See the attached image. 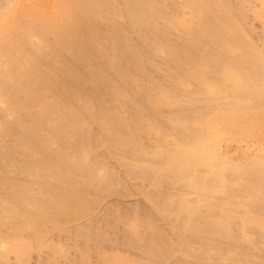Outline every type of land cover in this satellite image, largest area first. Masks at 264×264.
Segmentation results:
<instances>
[{
	"label": "bare ground",
	"instance_id": "6f19581e",
	"mask_svg": "<svg viewBox=\"0 0 264 264\" xmlns=\"http://www.w3.org/2000/svg\"><path fill=\"white\" fill-rule=\"evenodd\" d=\"M100 146L147 183L106 228L74 224L125 186ZM61 236L78 264H264V0H0V264Z\"/></svg>",
	"mask_w": 264,
	"mask_h": 264
},
{
	"label": "rangeland",
	"instance_id": "374dc122",
	"mask_svg": "<svg viewBox=\"0 0 264 264\" xmlns=\"http://www.w3.org/2000/svg\"><path fill=\"white\" fill-rule=\"evenodd\" d=\"M248 19H249V21H250V19H251V13H249L248 12ZM252 20V19H251ZM257 24V21L256 22H253V24ZM254 25V26H256V28H257V30H260V27H258V26H260V25ZM256 28H255V30H256ZM256 33V35L257 34H259V31H255ZM255 35V36H256ZM101 147V146H100ZM97 152H98V156H99V158L101 159V160H103V162H105L106 163V165L108 166V167H110V169L112 168L113 169V171L116 173V175H120V177H122V179H123V181H124V185L125 186H122V187H120V191L119 192H117V193H114V192H110V193H108V194H106V196H103L101 199H100V201H99V203H98V207L95 209V210H93V211H91L92 212V214L90 215H88L87 216V218H89V219H84V217H83V219L85 220H83L82 218H80V220H77V221H74V224L76 223V222H78V223H81L82 221H83V223L84 222H86L87 220H91L90 219V217H93L92 219L94 220V221H92L93 223H95L94 224V226L95 227H97L96 225H98V226H102L103 224H105V222H106V218L107 217H109V218H112V217H116V214H120L118 211H116L114 208V206H116L117 205V207H118V205H119V209H121V211L124 213V211L127 209V207L128 208H132V207H135V206H133V205H136L137 207H138V205H140L142 208L143 207H147L148 206V204H147V202H146V199L144 198V195L143 194H141V193H139V191H137L138 189H137V187H139L140 185H144V187H145V185L147 184V183H145V181H143V183L141 184V182L139 181V180H134V179H130L127 175H125V173H124V169L122 168V167H120L117 163H116V160L115 159H113V158H111L110 156H108L107 155V152H106V150H105V148L103 147H101V148H97ZM142 187V186H141ZM150 187L147 185V187L145 188V191H147V189H149ZM102 200V201H101ZM139 206V207H140ZM121 207V208H120ZM125 207V209H123ZM113 208V209H112ZM141 208V209H142ZM148 208V207H147ZM106 209V210H105ZM144 209V208H143ZM118 212V213H117ZM115 215V216H114ZM120 215H122V214H120ZM86 218V217H85ZM72 226H73V222L72 223H70ZM69 224V226H71ZM77 224V223H76ZM158 224H162V225H164V223H163V221L161 220V219H159L158 220ZM118 228H121L122 226H121V223H118ZM103 227H104V225H103ZM103 227H100V228H103ZM104 228H106V227H104ZM103 228V229H104ZM102 229V230H103ZM105 230V229H104ZM107 231H109V232H107V238H112V240L114 239L115 240V238H113V235H115L116 236V234L115 233H113V231H111V230H107ZM52 232H53V234H54V231H51V235H52ZM121 234V232H118V235H120ZM56 234V233H55ZM52 235L53 237H55L56 235ZM117 235V236H118ZM71 237V236H70ZM70 237H69V240H66V239H63V237L61 236V237H59V238H56L57 239V241H59L60 242V240L62 241V239H63V242L65 243H67V245L69 244V245H72V240L74 239L73 238V236H72V240H70ZM62 238V239H61ZM118 238H119V236H118ZM55 239V238H54ZM75 240V239H74ZM110 240V239H109ZM109 240H101V243H100V247H102L103 246V249H106L105 251L107 252L108 251V249H111L113 246H114V248H112V249H115V250H117V249H119L118 251L120 252V253H122L123 254V251L125 250H127L126 252V254H129V255H127V256H129V258H137V256H139V258H137V259H140V258H142V257H140V250H137L135 247L133 248L132 246V248L130 247H128L127 245V248L125 247V245L124 244H122V242H121V239L119 238V242H118V239H117V244L116 243H111V240L109 241ZM56 241V240H55ZM56 241V242H57ZM62 242V243H63ZM76 242H77V240H76ZM83 243V241L82 240H79V243ZM114 242V241H113ZM74 243V242H73ZM79 243H78V245H79ZM77 244V243H76ZM66 245V244H65ZM67 245H66V247H67ZM81 247L83 246V244L82 245H80ZM112 246V247H111ZM115 246H117L116 248H115ZM70 248H68V249H66L65 250V252L67 251V253L66 254H64L65 256H61V258H63V259H61L60 258V256L59 255H56V259L57 260H53L54 261V264H78V263H76L77 261H78V257H79V255H76L77 253L75 252V250L77 249H75V244L74 245H72V246H69ZM111 247V248H110ZM79 246H78V250H77V252H79ZM126 248V249H125ZM47 249V250H46ZM102 249V248H101ZM100 249V250H101ZM102 249V250H103ZM111 249V250H112ZM42 250V251H41ZM40 251H41V253H39L38 251H37V253H35V251L36 250H33V254H31L30 256V264H38V263H36V262H38L37 261V258H38V256L39 257H43L45 260L47 259V257H46V255H48V253L50 252L49 250V248H43V249H41ZM44 250V251H43ZM94 250V249H93ZM114 251V250H113ZM92 252V253H91ZM95 253V251H90V254L92 255L91 257H90V264H94L95 263V261H96V258H95V255H96V253ZM175 254H173V255H170L169 257H168V259H166L165 261H163L162 263L163 264H172V263H174V261L178 258V256H179V254L178 255H176V253L177 252H174ZM50 254V253H49ZM79 254V253H78ZM125 254V255H126ZM41 255V256H40ZM174 255H176V259H175V256ZM57 256H59V257H57ZM132 256V257H131ZM64 257H66L65 259H64ZM75 257V258H74ZM12 258V257H11ZM10 258V259H11ZM41 259L40 261L42 262L43 261V263H44V259ZM68 258V259H67ZM75 260H74V259ZM135 258V259H136ZM14 259V258H13ZM13 259H11V260H9V262H12L13 264H21L20 262H18V261H15V259L13 260ZM38 259H40V258H38ZM68 261H67V260ZM70 259V260H69ZM175 259V260H174ZM64 260H66V261H64ZM77 260V261H76ZM73 261V262H72ZM14 262H17V263H14ZM42 264V263H41ZM96 264V263H95ZM239 264H243V263H239Z\"/></svg>",
	"mask_w": 264,
	"mask_h": 264
}]
</instances>
